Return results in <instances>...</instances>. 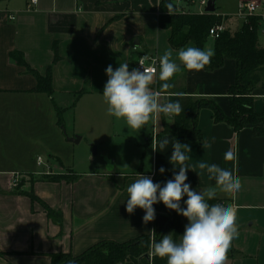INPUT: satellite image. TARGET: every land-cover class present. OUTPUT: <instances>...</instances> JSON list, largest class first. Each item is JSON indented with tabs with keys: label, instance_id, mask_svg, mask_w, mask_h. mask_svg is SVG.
I'll list each match as a JSON object with an SVG mask.
<instances>
[{
	"label": "crops",
	"instance_id": "0c3cea01",
	"mask_svg": "<svg viewBox=\"0 0 264 264\" xmlns=\"http://www.w3.org/2000/svg\"><path fill=\"white\" fill-rule=\"evenodd\" d=\"M200 1L179 3L171 13L181 10L196 13ZM220 1H215L216 10L212 14L221 19L227 30L237 31L245 21L236 15L238 13H229ZM246 1L252 0H238V4ZM256 1L261 3L259 13L264 15V0ZM159 2L38 0V4L29 9V0H2L0 264H50L53 253L80 256L98 243H126L152 235L151 230L157 233L165 225V213L155 211V219L147 224L143 222L144 210L137 208L133 214L127 213L126 189L141 175L149 176L154 183L163 186L166 180L156 177L159 169L163 167L167 174L178 169V165L174 168L170 163L175 139L161 134L164 123L172 122L170 116L161 113L152 118L151 128L146 125L139 129L141 144H138L147 161L146 167L138 172L133 169L127 174L122 169L124 164L114 161L112 172L74 173L70 169L76 180L50 182L46 178L63 174L67 167L59 157L55 162L45 163L42 159L41 164L38 160L34 162L27 149L31 145L30 137L39 133L45 140L46 154L60 155L52 137L56 140L55 145L62 144L61 127L77 128L82 101L89 99L94 105L102 101L107 107L102 94L108 80V65L115 70L120 64L128 63L131 71L136 69L140 54L158 58L166 51L171 52L172 59L180 64L179 50L172 49L169 44L170 30L158 27ZM7 13H14L16 20L9 21ZM186 47L196 45L190 42ZM205 50L213 51V41ZM15 53L23 56L26 65L12 59ZM56 56L58 60L54 63ZM50 68L53 94L36 92L37 79L28 69L44 77ZM182 68L180 64V71L169 81L174 88L170 92L175 93L163 94L171 97L185 92L194 99H209L225 116H230L228 90L236 81L235 60L226 59L223 67L214 72ZM253 98L254 112L261 113L264 90L256 89ZM70 112L73 116L69 118ZM212 115L210 109H202L199 113L202 147L189 144L191 151L187 152V160L195 175L191 189L199 192L216 187L207 170L198 167L200 162L217 164L240 179L241 188L234 196L217 190L215 197L226 205L235 203L238 209V235L231 242L230 252L234 250L239 255L232 257L227 253L225 264H264V132L256 136L252 126L237 132L227 123H214ZM262 127L264 130V123ZM77 134L78 131H74L68 142L73 143L71 140L77 138ZM165 138L169 143L161 151L159 142ZM228 151L234 153V159H225ZM16 173L22 178L26 176L20 188L13 185ZM29 192L56 212H61L62 225L50 220L44 208L27 196ZM181 207L186 205L183 203Z\"/></svg>",
	"mask_w": 264,
	"mask_h": 264
},
{
	"label": "clouds",
	"instance_id": "9594fccd",
	"mask_svg": "<svg viewBox=\"0 0 264 264\" xmlns=\"http://www.w3.org/2000/svg\"><path fill=\"white\" fill-rule=\"evenodd\" d=\"M168 8L171 14L172 5H168ZM213 55L212 50L186 47L178 51L177 59L188 71H200L210 63ZM148 59L144 57L140 60L142 70L130 71L128 63L120 64L115 70L111 65L106 68L108 80L102 95L107 105V114L117 120H124L132 129L143 128L150 119L161 113L176 116L184 111L178 99L160 103V93L150 87L156 70L144 68ZM157 59L158 79L163 82L162 88L168 89L172 87L169 81L180 71V64L172 59V53L169 51ZM168 143L167 138L160 141V150L163 151ZM152 147L155 151L156 148ZM189 151L191 149L188 144L175 140L170 163L174 168L179 165L178 173L174 172L173 178L163 186L154 183L151 177L141 175L126 189V211L133 214L137 208L144 210L143 222L147 224L155 219L153 205L162 202L167 209L187 218L188 223L179 242L174 240L172 233L162 235L159 241L153 235L150 245L152 256L166 258L167 264H225L231 242L238 235V209L235 203L226 206L219 203L210 205L208 201L215 199L217 190L234 196L240 190L241 182L231 171L217 164L200 162L198 167L207 170L210 178L215 180L216 187L199 192L192 190L190 184L186 183L190 167L185 162L188 159L186 153ZM225 159H234V153L228 151ZM159 171L164 173L165 169L161 167ZM182 201L186 205L184 208L181 207ZM150 232L154 234L155 230Z\"/></svg>",
	"mask_w": 264,
	"mask_h": 264
},
{
	"label": "trees",
	"instance_id": "16d2710c",
	"mask_svg": "<svg viewBox=\"0 0 264 264\" xmlns=\"http://www.w3.org/2000/svg\"><path fill=\"white\" fill-rule=\"evenodd\" d=\"M170 0H160L158 16V27L160 29L170 30L171 36L169 44L174 50L183 49L190 42L194 43L197 48L205 50L209 40V31L212 27L221 23V19L214 14H198L192 12L179 11L176 14H169L167 2ZM262 28L261 18L252 17L244 22L235 32L226 30L218 39L213 41L214 55L210 63L204 67L207 72H214L223 67L226 59L235 60L237 71L236 81L228 90L230 98V116H225L221 109L209 99H194L179 92L180 95L171 96L170 100H179L182 111L179 115L170 116L172 122L164 123V129L161 134L171 135L181 144H193L198 148L203 145V135L198 126L199 113L202 109H210L213 113L214 123H227L237 132L246 126H252L256 136L263 135L264 110L261 113L254 112L253 109V92L261 88L264 90V40L260 37ZM142 55V54H140ZM139 55V56H140ZM12 59L20 65H26L21 54L15 53ZM58 56L55 57L54 63L57 62ZM185 70L186 68H182ZM37 79L36 92H43L48 95L53 94L51 68L46 76L42 77L38 72L28 69ZM163 82L159 79L156 81L157 89L162 93H175L174 88H162ZM173 89V90H171ZM83 93V92H82ZM166 102V103H167ZM187 155V153H186ZM189 170L187 171L188 184L195 183V175L188 162ZM179 167V165H178ZM179 169L175 172L178 173ZM174 173V172H173ZM173 173H159L156 177L164 178L166 181L173 178ZM50 182L61 183L62 181L71 182L76 177L69 179L63 175H54L46 178ZM32 202L39 203L45 210L48 218L58 225H62L63 216L61 212H56L45 202L38 198L33 192L27 193ZM186 196L184 200H186ZM211 204H221L216 198L208 201ZM183 201L181 202V205ZM162 202L153 205L155 211H158ZM169 215L163 232L173 233L176 242L180 239L185 230V224L181 222L180 216L176 211L164 207ZM159 241V239H156ZM150 251V236H141L135 240L126 243H117L104 241L88 249L80 256H73L71 253H53L50 255V264H149L146 256ZM239 253L232 250L229 256H237ZM153 264H167L166 258L153 257Z\"/></svg>",
	"mask_w": 264,
	"mask_h": 264
},
{
	"label": "rangeland",
	"instance_id": "374dc122",
	"mask_svg": "<svg viewBox=\"0 0 264 264\" xmlns=\"http://www.w3.org/2000/svg\"><path fill=\"white\" fill-rule=\"evenodd\" d=\"M167 3L168 5H172V10L177 9L175 7L179 4L176 0H170V3ZM223 4L229 13H239L241 4H238V0H221L220 5L222 6ZM233 30L235 31V29ZM211 41L210 39L208 44H211ZM153 84L154 81L150 85L151 89H153ZM81 106L78 111L77 128L69 125L68 127L62 126L60 129L63 143L55 145L56 140L52 137L53 145L57 151H60V155H54V157L47 155L48 153L43 146L45 140L41 139L39 133L30 137L29 142L31 145L27 149L32 161L36 162L40 157L47 163V161L50 160L52 162L59 157L63 165L67 167L61 175L69 179L75 176L74 173L107 171V160L111 162L113 167L114 161L122 162L124 164L122 169L127 174L133 171V169H136L138 172L146 167L147 158H145L143 149L138 144H141V132L139 129H132L124 120H117L115 117L109 116L106 111L107 107L102 101L94 105L89 99H84ZM68 116L70 118L73 116V113H68ZM71 124H74V121ZM152 124V119H150L146 125L151 128ZM74 131H78L79 133L77 134V137L81 138L79 143L68 142ZM33 143H36L35 146H33ZM70 169L74 170V173ZM24 179H26V176L22 179V182ZM20 185L21 183L18 188L21 187ZM221 204L226 205L227 203L222 201ZM164 207L165 205H162L157 212L165 213L166 220L168 221L169 215L164 211L166 210ZM179 216L181 222L186 225L188 223L187 218L182 215ZM164 226L154 234L155 239L160 240L162 235L172 233H164ZM151 240L152 235H150V245ZM227 253H230V248ZM148 255H150V251Z\"/></svg>",
	"mask_w": 264,
	"mask_h": 264
},
{
	"label": "built area",
	"instance_id": "2783aa9c",
	"mask_svg": "<svg viewBox=\"0 0 264 264\" xmlns=\"http://www.w3.org/2000/svg\"><path fill=\"white\" fill-rule=\"evenodd\" d=\"M177 2L179 3H182V2H191V0H176ZM208 1L209 0H201L199 2V5H200V9L199 11H197L196 13L198 14H209L206 12V8H207V5H208ZM1 4H2V0H0V13L2 12V7H1ZM38 4V0H29V4H28V8L31 9L33 6H36ZM261 8V3L256 1V0H252V1H246V2H243L241 5H240V9H239V13H238V17L239 18H243L245 22H247V20L249 18H252V17H259L261 18V22H262V28L260 30V37L264 40V15H261L259 13V9ZM185 12H191V11H185ZM192 13H195V12H192ZM7 17H8V20L9 21H15L16 20V15L14 13H7ZM227 30L225 24L223 22H221L220 24H217L215 25L214 27H212L209 31V37L212 39V40H216L218 39L225 31ZM144 57H148L149 59L145 61L144 63V68L146 69H149V70H152V69H155L156 71L154 72V77L156 78V80L154 81V84H153V91L155 92H159L160 93V103L161 104H164L166 103L165 101H163V99H168L170 98V95H166V94H163L162 92H160L158 89H157V85H156V81H157V75H158V69H159V63H158V59L157 57L155 56H151V55H148V54H143L141 55L140 57L137 58V61H136V69H140L142 70L141 66L139 65V62L142 58ZM153 61H156L155 63ZM158 116V115H157ZM155 116V117H157ZM153 140L155 141L156 140V134L154 133V136H153ZM42 160L41 158L38 159V163L41 164ZM22 175L19 174V173H16L14 174L13 176V185L15 187H18L19 184L21 183L22 181ZM153 235L152 234V238H153ZM152 242V240H151ZM148 256V262L149 264H153V257L151 254L150 255H147Z\"/></svg>",
	"mask_w": 264,
	"mask_h": 264
},
{
	"label": "water",
	"instance_id": "95a60500",
	"mask_svg": "<svg viewBox=\"0 0 264 264\" xmlns=\"http://www.w3.org/2000/svg\"><path fill=\"white\" fill-rule=\"evenodd\" d=\"M215 1L216 0H209L208 1V5H207V8H206V12L209 13V14H212L215 12L216 8H215ZM71 142L73 143H79L80 142V137H77L75 139H72ZM107 171L108 172H112L113 171V166L111 164L110 161L107 160ZM146 258H148V256H146Z\"/></svg>",
	"mask_w": 264,
	"mask_h": 264
}]
</instances>
